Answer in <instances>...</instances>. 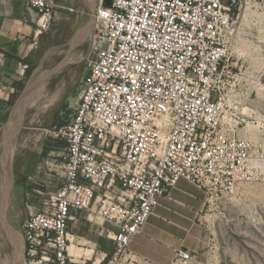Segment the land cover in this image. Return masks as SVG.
<instances>
[{
  "label": "built area",
  "instance_id": "built-area-1",
  "mask_svg": "<svg viewBox=\"0 0 264 264\" xmlns=\"http://www.w3.org/2000/svg\"><path fill=\"white\" fill-rule=\"evenodd\" d=\"M256 0H96L102 43L87 61L66 123L60 186L23 223L29 264H123L159 198L185 179L225 200L241 182L264 177V141L245 137L225 98L231 43L241 9ZM39 36L58 0H22ZM116 229L113 251L69 253L77 212ZM80 246V245H78ZM82 248V247H81ZM195 254L175 250L172 264Z\"/></svg>",
  "mask_w": 264,
  "mask_h": 264
},
{
  "label": "rangeland",
  "instance_id": "rangeland-1",
  "mask_svg": "<svg viewBox=\"0 0 264 264\" xmlns=\"http://www.w3.org/2000/svg\"><path fill=\"white\" fill-rule=\"evenodd\" d=\"M60 2L72 10L56 11L50 26L38 36L22 85L0 123L1 156L5 130L20 108L17 113L19 126L12 140L15 146L14 186L10 190L7 221L22 241L23 260L27 264L21 230L16 224L37 208L22 193V180H26L28 190L42 189L29 176L37 165H46L47 158L63 152V140L53 135L52 128L65 124L74 111L87 61L102 43L93 17L96 0ZM231 51L230 72L224 76L227 101H235V118L242 135L264 141V0H256L241 9ZM28 94L27 104L21 109L20 101ZM250 126L257 129L247 130ZM50 195H43V200L48 201ZM209 209L204 248L200 253L192 251L196 257L191 264H264V177L241 182L228 199L211 200ZM79 228L83 231L84 225L70 224L72 233ZM73 242L75 238L71 234V244ZM80 242V246L75 244V251L88 257L91 245L85 238H80ZM13 261L11 238L0 225V264Z\"/></svg>",
  "mask_w": 264,
  "mask_h": 264
},
{
  "label": "crops",
  "instance_id": "crops-1",
  "mask_svg": "<svg viewBox=\"0 0 264 264\" xmlns=\"http://www.w3.org/2000/svg\"><path fill=\"white\" fill-rule=\"evenodd\" d=\"M34 30L35 25L28 19L22 0H0V123L10 108V96L22 85L29 57L36 48L38 36ZM62 154H52L53 158H47L46 165L40 163L29 176L42 189L34 187L28 190V187L25 188L26 180H22V193L37 208L34 212L49 201L45 202L43 195L52 194L60 186L62 171L59 162ZM56 162L59 164L56 165ZM209 208L210 199L203 188L179 179L174 188L159 198L154 213L133 237L123 264H172L175 250L179 247L200 253L207 234L206 215ZM86 215V211L77 212L74 220L70 221V224H83V231L79 228L70 232L77 246L82 244L80 238H85L91 245V254L86 257L93 261L95 257L113 251L109 234L116 227L108 221L92 223ZM25 220L15 223L20 230H23ZM76 245L69 249L71 255H78Z\"/></svg>",
  "mask_w": 264,
  "mask_h": 264
},
{
  "label": "bare ground",
  "instance_id": "bare-ground-1",
  "mask_svg": "<svg viewBox=\"0 0 264 264\" xmlns=\"http://www.w3.org/2000/svg\"><path fill=\"white\" fill-rule=\"evenodd\" d=\"M226 98V91H225ZM30 97V94L25 95V99L20 101L21 109L27 104V99ZM227 100V98H226ZM17 108L16 113L13 115L9 125L7 126L4 134V150L0 156V225L7 231L8 235L11 238V243L13 244V263L12 264H27L23 260V245L20 237L17 233L10 227L7 221V210L10 202V190L14 184V173H13V162L15 156V146L12 142L16 131H17ZM15 111V110H14ZM21 115V114H20ZM249 125V124H248ZM252 129L256 130V127L250 126L247 130ZM240 133L242 134V130L240 128ZM3 141V140H2ZM20 236L23 240L22 233L20 232ZM73 240V239H72ZM75 243L70 244L68 249L72 250L74 248ZM25 258V256H24Z\"/></svg>",
  "mask_w": 264,
  "mask_h": 264
},
{
  "label": "trees",
  "instance_id": "trees-1",
  "mask_svg": "<svg viewBox=\"0 0 264 264\" xmlns=\"http://www.w3.org/2000/svg\"><path fill=\"white\" fill-rule=\"evenodd\" d=\"M17 91H18V90H17ZM17 91H15V92L10 96V98H9V100H8V104H9V105H12V104H13V101H14V99H15V97H16Z\"/></svg>",
  "mask_w": 264,
  "mask_h": 264
},
{
  "label": "flooded vegetation",
  "instance_id": "flooded-vegetation-1",
  "mask_svg": "<svg viewBox=\"0 0 264 264\" xmlns=\"http://www.w3.org/2000/svg\"><path fill=\"white\" fill-rule=\"evenodd\" d=\"M20 232V231H19Z\"/></svg>",
  "mask_w": 264,
  "mask_h": 264
}]
</instances>
